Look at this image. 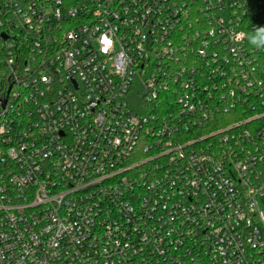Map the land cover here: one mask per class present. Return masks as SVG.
<instances>
[{"label": "built area", "instance_id": "obj_1", "mask_svg": "<svg viewBox=\"0 0 264 264\" xmlns=\"http://www.w3.org/2000/svg\"><path fill=\"white\" fill-rule=\"evenodd\" d=\"M0 264H264V0H0Z\"/></svg>", "mask_w": 264, "mask_h": 264}, {"label": "trees", "instance_id": "obj_2", "mask_svg": "<svg viewBox=\"0 0 264 264\" xmlns=\"http://www.w3.org/2000/svg\"><path fill=\"white\" fill-rule=\"evenodd\" d=\"M253 35H256V33H255V32H253Z\"/></svg>", "mask_w": 264, "mask_h": 264}]
</instances>
